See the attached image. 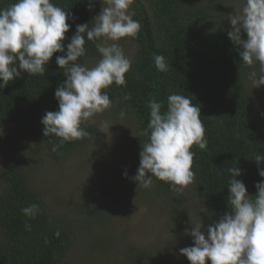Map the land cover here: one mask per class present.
<instances>
[{"label": "trees", "instance_id": "obj_1", "mask_svg": "<svg viewBox=\"0 0 264 264\" xmlns=\"http://www.w3.org/2000/svg\"><path fill=\"white\" fill-rule=\"evenodd\" d=\"M225 1L135 0L130 12L134 13V20L140 21L141 30L135 38L125 37L120 42L121 47L127 43L134 45L131 69L125 74L126 86L112 84L107 89L113 101L110 109L118 115L123 111L124 117L132 123L134 137L131 142L139 153L148 140L143 132L150 118L147 107L150 98L164 102L162 111L166 110L170 94L186 96L199 107L208 144L206 150L195 145L191 148L195 153L192 167L195 178L188 186L187 195L191 193L198 200L202 232L224 213L231 212L228 206L229 168L241 170L236 179L243 181L253 198L257 192L254 185L264 179L258 174V167L264 170V162L258 166L254 161L257 152L264 154V102L246 86L244 70L250 67L240 60L227 36L231 27L224 24L221 13L226 7ZM14 2L16 0H0V9ZM93 4L94 0L91 9ZM67 12L70 18L66 22L70 29L65 33V49L76 26L88 23L91 28L95 18L92 10L89 11V0H69ZM242 38H246V34H242ZM85 49L84 58L96 64L101 58L96 43L86 39ZM58 55L64 53L53 54L44 75L30 77L21 71L20 77L0 89V127L17 126L23 134L22 126H29L28 132L40 139L44 149L55 159L65 160L88 145L94 128L92 122L83 123L81 126L89 136L63 145L55 135H43L41 118L47 111H58L54 93L66 79L64 70L55 63ZM155 55L165 58L170 66L167 72L156 69ZM125 96L129 98L125 100ZM54 145H59L55 152L52 151ZM38 152V147L15 150L0 167V264H62L71 238L77 232L96 239L92 243L98 244L99 249L103 248L101 242L113 241L107 225L111 224L110 220L115 221L119 211L115 209L116 200L109 195L97 196L93 201L94 195L86 193L84 201H88L91 208L82 210L71 221L51 212L36 186L35 176L29 173L31 157L38 158ZM138 167L139 158L137 165L130 169V177L127 176L129 184L136 188L138 182L132 177ZM139 189L142 198L150 194L153 207L157 205L160 211L168 213L170 221L171 213L182 214L184 209L178 205V192L173 191L169 183L153 177L152 186ZM31 204L39 205L35 219L26 217L21 211ZM172 222L179 230L184 227L180 218ZM189 224L186 223V229L190 231ZM57 231L59 236L55 235ZM185 237L192 240L190 235ZM137 257L143 258L142 264H148L145 253Z\"/></svg>", "mask_w": 264, "mask_h": 264}, {"label": "clouds", "instance_id": "obj_2", "mask_svg": "<svg viewBox=\"0 0 264 264\" xmlns=\"http://www.w3.org/2000/svg\"><path fill=\"white\" fill-rule=\"evenodd\" d=\"M91 3L89 0V11ZM134 3L135 0H105L106 6L94 18L93 26L78 24L66 49L63 41L70 29L66 22L70 14L50 0H16L0 9V89L20 77L21 71L30 77L44 75L53 54L64 53L55 59L66 77L54 93L58 111H47L41 118L45 137L55 135L60 145L86 138L89 133L81 125L94 123L96 114L113 106L107 89L112 84L126 86L125 74L131 69V61L118 42L125 37L135 38L141 30L140 21L134 20V13L129 11ZM228 20L231 29L227 36L240 60L249 67L259 65V75L251 73L254 88L264 85V0H245L242 11H235ZM86 39L96 43L101 57L91 68L80 62L86 53ZM154 63L160 72L169 70L162 55H155ZM147 107L150 118L143 134L148 140L142 145L139 167L132 179L148 189L155 177L169 183L173 191L182 192L195 178L192 146L207 149L200 109L179 94L167 97L164 111V102L154 98L148 100ZM120 116L123 118L125 113L121 111ZM58 147L54 145L52 151ZM254 161L259 166L264 154L257 152ZM228 171L231 212L224 213L205 232L201 231V219L190 231L185 229L193 245L179 251L190 264H264V179L254 185L257 192L253 198L243 181L236 179L241 170L231 167ZM258 174L264 178V170L259 167ZM123 175L127 177V171ZM39 210L37 204L21 209L32 219ZM55 235L59 236V232Z\"/></svg>", "mask_w": 264, "mask_h": 264}, {"label": "rangeland", "instance_id": "obj_3", "mask_svg": "<svg viewBox=\"0 0 264 264\" xmlns=\"http://www.w3.org/2000/svg\"><path fill=\"white\" fill-rule=\"evenodd\" d=\"M244 3L245 0L225 1L226 7L221 13L226 26L231 27L228 16L234 15L235 11L241 12ZM105 6V0H94L93 16L96 17ZM124 40L122 38L118 43ZM121 48L131 60L134 45L127 43ZM80 62L89 68L96 65L84 57L80 58ZM253 71L259 75L258 64L244 70L246 86L264 102V85L254 88L251 76ZM92 120L94 133L91 141L65 160L55 159L51 152L44 149L40 139L33 132H28L29 126H22V132H25L23 134L17 126L0 127V167L15 150L39 148L38 158L31 157L29 173L35 176L36 186L52 213H58L62 219L71 221L82 210L91 208V204L84 201L86 193L94 195L91 198L93 201L97 196L106 195L111 196L113 201L116 200L115 209L119 213L116 214L115 221L110 220L111 224L107 225L113 241L107 239L108 241L101 242L103 248L99 249L98 244L92 243L96 239L77 232L71 238L62 264H142L143 258L137 257L142 253L147 255L148 264H190L179 250L193 245V241L185 237V229L186 223H190L187 227L190 228L199 221L198 200L191 193L187 195L188 186L178 192V205L184 210L178 216L171 213V217L172 221L180 218L184 223V227L179 230L170 221L168 213L160 211L156 208L157 205L153 207L154 203L149 201L150 194L142 198L139 187L130 185L129 179L123 175L127 171V176L130 177V169L137 165L139 158L138 148L131 142L134 133L129 118H121L112 109H108L96 114ZM96 208L94 207L95 210ZM130 245L133 247L129 248ZM162 253H165L163 257ZM206 264L210 263L206 261Z\"/></svg>", "mask_w": 264, "mask_h": 264}, {"label": "water", "instance_id": "obj_4", "mask_svg": "<svg viewBox=\"0 0 264 264\" xmlns=\"http://www.w3.org/2000/svg\"><path fill=\"white\" fill-rule=\"evenodd\" d=\"M50 2L53 3L54 6L59 7L66 12L68 11L69 0H50Z\"/></svg>", "mask_w": 264, "mask_h": 264}]
</instances>
